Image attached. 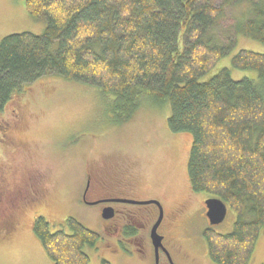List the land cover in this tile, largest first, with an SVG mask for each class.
Returning a JSON list of instances; mask_svg holds the SVG:
<instances>
[{"label": "trees", "instance_id": "obj_1", "mask_svg": "<svg viewBox=\"0 0 264 264\" xmlns=\"http://www.w3.org/2000/svg\"><path fill=\"white\" fill-rule=\"evenodd\" d=\"M44 19L41 35L0 40V112L38 80L57 76L112 98L119 122L141 108L167 109L172 133H189L187 177L193 193L234 212L232 230L203 232L213 264H248L264 230V55L240 49L230 68L254 72L234 80L222 68L202 80L245 38L264 45V0H23ZM243 7L232 33L219 32L230 9ZM4 146V145H3ZM51 231L32 230L51 264H89L95 231L67 217ZM102 264H108L102 262Z\"/></svg>", "mask_w": 264, "mask_h": 264}, {"label": "rangeland", "instance_id": "obj_2", "mask_svg": "<svg viewBox=\"0 0 264 264\" xmlns=\"http://www.w3.org/2000/svg\"><path fill=\"white\" fill-rule=\"evenodd\" d=\"M243 10L238 6L227 11L219 32L232 33ZM45 25L44 19L28 15L23 0H0V40L19 33L41 35ZM240 49L264 55V45L238 38L235 50L201 79H210L222 68L230 69L234 80L256 79L254 72L230 68L232 56ZM112 105V98L103 97L93 86L49 76L33 83L0 112V127L6 126L13 146L2 142L4 133L0 132V264H51L32 230L37 217L46 218L52 232L64 228L67 217L97 232L96 243L83 248L89 264H155L153 250L145 252L146 260L141 262L112 256L98 225L97 210L77 203L86 169L98 166L122 179L129 176L126 181L136 195L157 199L167 211L188 198L191 215L187 219L178 216L172 229L182 251V256L174 254L175 260L177 264H213L203 239L209 223L200 197L206 196L193 193L187 177L191 135L168 130L169 107L146 106L120 123ZM186 185L193 194L189 197ZM17 188L23 194L13 199ZM39 189L45 196L37 201L33 194ZM235 219L228 208L223 222L211 229L227 234ZM248 264H264V230Z\"/></svg>", "mask_w": 264, "mask_h": 264}, {"label": "flooded vegetation", "instance_id": "obj_3", "mask_svg": "<svg viewBox=\"0 0 264 264\" xmlns=\"http://www.w3.org/2000/svg\"><path fill=\"white\" fill-rule=\"evenodd\" d=\"M5 127H0V132L4 133L2 142L11 145ZM106 169L108 168L102 166L86 169L84 173L85 185L77 203L80 206H94L97 210L95 214L97 213L98 225L101 233L107 237L111 255H118L117 258L122 256L137 262L146 260L145 252L147 251L153 250L152 252L155 255V248L151 240V230L161 213V221L156 229V234L161 239V246L157 251L158 264H177L174 254L182 256V251L181 246L173 238L172 229L178 216L187 219L191 215L186 207L188 198L185 203L167 211L165 206L157 199L147 198L143 200V198L141 199L136 195L132 191V186L126 181L129 176L122 179L116 172L111 173ZM35 187L33 185L30 189L33 191ZM19 190L17 188L16 194H13V199L22 196L23 192L20 193ZM185 190L186 196L189 197L192 193L187 185ZM40 191L39 189L33 194L37 201H40L45 196V193ZM206 198L200 197L201 204L204 203ZM148 200L157 201L161 209L154 204L136 205L128 203ZM202 206L204 207V204ZM106 210L111 211L112 217L108 220L101 219L100 217Z\"/></svg>", "mask_w": 264, "mask_h": 264}, {"label": "water", "instance_id": "obj_4", "mask_svg": "<svg viewBox=\"0 0 264 264\" xmlns=\"http://www.w3.org/2000/svg\"><path fill=\"white\" fill-rule=\"evenodd\" d=\"M131 204H136V205H149V204H155L160 208V205L156 201H145V202H128ZM205 208H206V213L205 217L208 220V223L210 226H217L220 223L223 222L226 216V205L219 199L216 198H209L206 199L204 202ZM161 209V208H160ZM161 213L159 214V217L154 224L152 230H151V240L155 248V264H158V248L161 246L160 241L161 239L157 236L156 234V229L159 226V223L161 221ZM103 219H109L112 217L111 211L106 210L102 214Z\"/></svg>", "mask_w": 264, "mask_h": 264}]
</instances>
